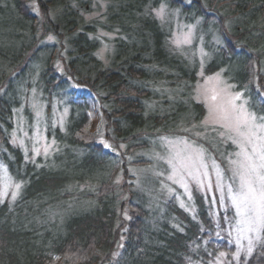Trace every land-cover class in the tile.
Returning a JSON list of instances; mask_svg holds the SVG:
<instances>
[{"label": "trees", "instance_id": "16d2710c", "mask_svg": "<svg viewBox=\"0 0 264 264\" xmlns=\"http://www.w3.org/2000/svg\"><path fill=\"white\" fill-rule=\"evenodd\" d=\"M201 68L264 113V0H0V163L21 185L0 197V264H264V231L240 249L218 195L214 212L169 194L166 137L205 119ZM41 112L55 150L33 160L13 138Z\"/></svg>", "mask_w": 264, "mask_h": 264}, {"label": "rangeland", "instance_id": "374dc122", "mask_svg": "<svg viewBox=\"0 0 264 264\" xmlns=\"http://www.w3.org/2000/svg\"><path fill=\"white\" fill-rule=\"evenodd\" d=\"M164 10L165 15L162 19L163 21L170 18V16L168 17V11L165 8ZM185 38H187L188 42L180 43L179 46L182 47L192 44L194 38L193 28H185L184 26L176 25L174 30L175 45L177 46L176 41H183ZM100 56L103 58L105 57V50L101 51ZM60 69L63 71L62 65ZM73 88L82 92L85 90L72 83L70 89ZM236 93L239 92L227 82L222 72L213 75H205L203 68H201L195 87V98L198 102L205 105L207 112L206 117L201 125L187 128L185 134L166 137L165 145H167V148L165 150L164 160L162 161H165V163L167 162L168 164V177L173 175V169L168 163L169 160L173 161L178 170L174 177L178 181L177 183H173V180L168 179L167 177L172 184V188L169 189V194L172 196L175 195L177 193V190L175 189L179 188L181 195L178 194L179 196L177 198L183 202L181 203L182 206L187 209L188 207L185 203H189L193 198V191L195 189L205 197L209 195L211 196L212 200L210 201L208 198L206 199V203L211 205L212 211L214 212L218 211V195L221 207L226 210H233L235 213L234 216L236 218L231 241L233 240V243H235L240 249H246L248 246L252 247L258 239L255 238L254 233H247V236L252 237V242L249 245V240L246 238L245 232L242 231L245 225L240 223L241 218L237 215V210L233 206V196L239 191L240 181L233 175L232 168L234 166L231 165L229 161L237 158L236 153L239 152V148L236 144L232 143V140L227 138L231 134L226 132L225 128L221 126L225 123L221 117L224 115L225 110L229 108L230 102ZM213 97H215V99H213ZM243 100H245L244 96L241 101H235V103L239 105ZM33 106H35V104ZM245 107L248 111H251L247 103ZM93 110L96 114H93L91 128L96 132H100L101 143H107L111 146L106 148H113L112 143L105 139L104 124L101 121L97 105L93 107ZM43 118L42 112L39 116H35L34 121L36 125H33L32 133L28 131L29 128L21 125L13 138V142L20 145L27 153V157H30L33 160L50 155L55 150L54 141H49L44 129L41 126H38L42 125ZM209 128H215L218 130L216 136L206 135V130ZM201 129L205 130L201 131ZM205 136H207V139ZM184 141H187V143H184ZM205 141L211 146H208ZM194 148H200L203 150V163L208 165L207 168L200 167L199 158L193 151ZM211 149L213 150L212 152ZM159 162L160 160L157 162L154 161L153 166L142 168V172L149 171L152 175H160L162 171L152 169L157 167ZM189 172L192 173L191 176H189ZM204 173H207V175H204ZM8 177L9 175L7 174L5 166L0 163V197L2 200L12 199L13 197H16L20 191L19 188V191L17 192L15 187L18 183ZM120 180L123 183V178L120 177ZM127 210L128 209L125 210L126 213H128ZM216 221H219L218 218H216ZM261 234L262 231L260 235Z\"/></svg>", "mask_w": 264, "mask_h": 264}, {"label": "snow or ice", "instance_id": "6c2138e0", "mask_svg": "<svg viewBox=\"0 0 264 264\" xmlns=\"http://www.w3.org/2000/svg\"><path fill=\"white\" fill-rule=\"evenodd\" d=\"M161 20L164 18L165 10L161 6L156 13ZM54 39L52 36L48 37ZM187 38L183 41H176L177 46L180 43H187ZM102 58V57H101ZM243 93H236L230 102V106L225 110L221 117L225 121L222 127L226 132L230 133L227 138L232 140L239 148L236 153V159L230 160L233 165V175L240 181L239 191L233 196V206L237 210V215L241 218L240 223L245 225L242 229L249 240V245L252 242V237L247 236V233H254L256 239H260L261 231H264V113L257 115L256 112L248 111L245 107L247 101L237 105L235 101H241ZM215 99V97H213ZM187 143V141H184ZM105 147H111L107 143ZM200 161L201 168H207L208 165L203 163V150L194 148ZM173 169V175L168 179L173 180V183L178 181L174 178L177 174V169L172 160L168 161ZM199 170V169H198ZM192 175L191 172L188 173ZM207 175V173H204ZM119 183V180H117ZM17 192L20 185H15ZM15 198V197H13ZM249 251L251 248L249 247ZM221 256L226 253L221 252ZM239 258L238 256L236 257Z\"/></svg>", "mask_w": 264, "mask_h": 264}]
</instances>
